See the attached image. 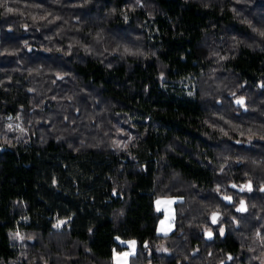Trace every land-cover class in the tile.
Returning a JSON list of instances; mask_svg holds the SVG:
<instances>
[{"label":"trees","instance_id":"trees-1","mask_svg":"<svg viewBox=\"0 0 264 264\" xmlns=\"http://www.w3.org/2000/svg\"><path fill=\"white\" fill-rule=\"evenodd\" d=\"M228 165L264 176V0H0V264H204Z\"/></svg>","mask_w":264,"mask_h":264},{"label":"flooded vegetation","instance_id":"flooded-vegetation-1","mask_svg":"<svg viewBox=\"0 0 264 264\" xmlns=\"http://www.w3.org/2000/svg\"><path fill=\"white\" fill-rule=\"evenodd\" d=\"M212 168L220 174L204 196V264H264V176L246 165ZM227 238L234 245H221Z\"/></svg>","mask_w":264,"mask_h":264},{"label":"rangeland","instance_id":"rangeland-1","mask_svg":"<svg viewBox=\"0 0 264 264\" xmlns=\"http://www.w3.org/2000/svg\"><path fill=\"white\" fill-rule=\"evenodd\" d=\"M176 199L171 196H157L154 200L155 209L161 213L158 219L156 232L161 235L170 233L174 229V203ZM132 239L123 240L122 243L126 245L123 251H115L112 258V264H129L130 256L136 251L135 242Z\"/></svg>","mask_w":264,"mask_h":264},{"label":"snow or ice","instance_id":"snow-or-ice-1","mask_svg":"<svg viewBox=\"0 0 264 264\" xmlns=\"http://www.w3.org/2000/svg\"><path fill=\"white\" fill-rule=\"evenodd\" d=\"M9 11H11V9H9ZM132 244H134V242H131Z\"/></svg>","mask_w":264,"mask_h":264}]
</instances>
